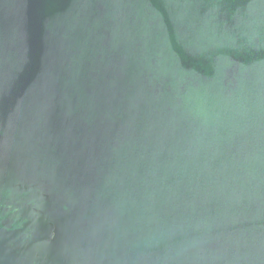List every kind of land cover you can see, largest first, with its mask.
I'll return each mask as SVG.
<instances>
[{
    "label": "water",
    "instance_id": "1",
    "mask_svg": "<svg viewBox=\"0 0 264 264\" xmlns=\"http://www.w3.org/2000/svg\"><path fill=\"white\" fill-rule=\"evenodd\" d=\"M0 264H264V0H0Z\"/></svg>",
    "mask_w": 264,
    "mask_h": 264
}]
</instances>
